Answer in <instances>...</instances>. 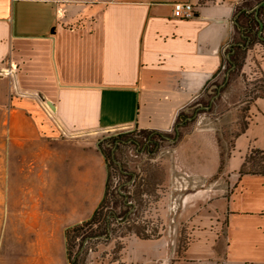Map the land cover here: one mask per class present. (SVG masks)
I'll use <instances>...</instances> for the list:
<instances>
[{"label":"crops","instance_id":"obj_1","mask_svg":"<svg viewBox=\"0 0 264 264\" xmlns=\"http://www.w3.org/2000/svg\"><path fill=\"white\" fill-rule=\"evenodd\" d=\"M176 2L193 4L195 17L174 18ZM262 3L0 0L5 195L37 189L39 201L56 217L72 207L79 211L89 196L97 206L108 179L100 135L131 128L173 132L178 116L218 81L208 102L217 100L209 124L181 141L190 147L189 159L200 166V177L215 178L223 169L233 191L208 193L206 215L195 220V239L182 260L163 239H135L128 264H264V174L253 173L264 170V88H257L264 82V39L245 38ZM232 46L244 48L233 51ZM235 51L243 55L238 68L229 64ZM229 115L236 133L224 155L220 124ZM252 154L261 155L263 164L248 169ZM234 222L243 234L253 235L235 246L237 253L250 250L251 259L229 256L233 242L223 240L221 231L226 235Z\"/></svg>","mask_w":264,"mask_h":264},{"label":"rangeland","instance_id":"obj_2","mask_svg":"<svg viewBox=\"0 0 264 264\" xmlns=\"http://www.w3.org/2000/svg\"><path fill=\"white\" fill-rule=\"evenodd\" d=\"M242 56L238 52L240 61ZM214 83L218 81L211 83L207 92L186 111L188 116L194 112L196 115L187 130L181 129L177 139L174 131L160 138L133 128L100 135L99 148L108 161L111 176L109 194L101 207V202L96 206L89 196L79 211L72 207L68 215L56 217L46 202L39 201L37 189L21 194V188L6 196L5 174L0 162V264H70L73 261L75 264H128L134 251L129 248L130 241L135 239H163L166 249L182 260L195 239V220L206 215L210 203L208 193L215 194L226 187L229 195L233 191L223 169L215 178L200 177V166L189 159L190 147L185 148L181 141L185 142V135L195 128L209 124L208 113L217 102L208 103L213 97ZM259 87L264 88V82L258 83ZM231 117L220 124L224 155L231 150L232 135L236 133ZM1 152L0 141V160ZM248 160L251 163L248 169L263 164L258 154H252ZM240 189L235 188V210L240 207ZM97 209L96 223L82 232H71L68 244L66 232L79 225L76 223L79 219L89 221ZM221 232L223 240L228 238L233 242L229 246L231 260L252 258L250 250L242 249L238 253L235 250L237 241L253 239L251 232L243 234L236 222L229 225L226 235L224 230ZM182 264L203 263L185 260Z\"/></svg>","mask_w":264,"mask_h":264},{"label":"trees","instance_id":"obj_3","mask_svg":"<svg viewBox=\"0 0 264 264\" xmlns=\"http://www.w3.org/2000/svg\"><path fill=\"white\" fill-rule=\"evenodd\" d=\"M262 21H264V3L261 5L260 9H259V15H258ZM250 21V24H249V27H246L247 29H245L247 31V33L249 32L250 36L255 39L259 38L257 37L258 33H257V28L260 26L259 25V22L257 21V18L256 17H253L251 15V18L249 19ZM245 38H249V35H247ZM253 38L251 40V42H253ZM251 39V38H250ZM246 44L242 43L241 46H245ZM244 47H236L235 46H232V50L234 51L235 49L237 50H241L243 49ZM240 60L238 59V53L237 51H235V54L231 53L230 55V60H229V64L230 66H235L236 68H238L240 66L239 64ZM195 112L192 114V116H188L187 114L185 113H181L179 116H178V119H177V123L175 125V129H174V133H175V139L179 138L180 137V130L181 128H184L186 127L193 119H194V116H195ZM149 132V131H147ZM165 133V132H164ZM163 132H149V134H152L153 136H157V137H160V138H164L165 137V134ZM153 141V140H152ZM154 143H156L155 141H153ZM158 145V144H156ZM108 162V161H107ZM108 166V164H107ZM241 173H243V171H241ZM253 173H263L264 174V170L261 169L260 171H257V170H254ZM108 176L109 178L107 179V187H106V194L104 195V199L100 205V207L103 205V203L105 202L106 198H107V195L109 194V179H110V171H109V167H108ZM97 212H99V209H97V211L93 214L92 218L83 223V224H79L71 229H69L67 232H66V239H67V243H69V235L71 232H82L84 230V228L88 227V226H92L94 223H96L97 221ZM77 236V235H76ZM68 244H67V251L68 250ZM70 264H75V261L71 262Z\"/></svg>","mask_w":264,"mask_h":264},{"label":"built area","instance_id":"obj_4","mask_svg":"<svg viewBox=\"0 0 264 264\" xmlns=\"http://www.w3.org/2000/svg\"><path fill=\"white\" fill-rule=\"evenodd\" d=\"M195 6L191 3L176 2L173 4V14L176 19H191L195 17ZM50 110V106L47 105Z\"/></svg>","mask_w":264,"mask_h":264},{"label":"flooded vegetation","instance_id":"obj_5","mask_svg":"<svg viewBox=\"0 0 264 264\" xmlns=\"http://www.w3.org/2000/svg\"><path fill=\"white\" fill-rule=\"evenodd\" d=\"M263 4V3H262ZM261 7V6H260ZM259 9L260 8H258L256 11H255V13H253L252 14V16L253 17H259V16H257V15H259ZM260 18V17H259ZM258 19V18H257ZM260 20H261V18H260ZM258 21V20H257ZM262 21V20H261ZM262 23H263V31L261 30V26H259L256 30H257V33H258V35H257V37H259V38H262V39H264V36H263V32H264V21H262ZM260 25V24H259ZM245 32H246V30H245ZM249 34V33H248ZM245 36V35H244ZM247 36V35H246ZM250 37L251 36H249V40H250ZM149 142L151 143V140H149ZM152 143H153V141H152Z\"/></svg>","mask_w":264,"mask_h":264},{"label":"water","instance_id":"obj_6","mask_svg":"<svg viewBox=\"0 0 264 264\" xmlns=\"http://www.w3.org/2000/svg\"><path fill=\"white\" fill-rule=\"evenodd\" d=\"M258 8H260V6L258 7ZM258 16V15H257ZM258 19V22H259V24H260V26H261V30L263 31V23H262V21L260 20V18L259 17H257Z\"/></svg>","mask_w":264,"mask_h":264}]
</instances>
